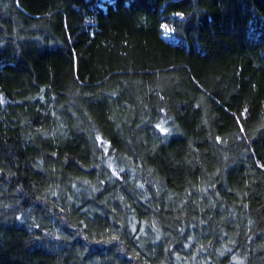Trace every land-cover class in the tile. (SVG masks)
I'll use <instances>...</instances> for the list:
<instances>
[{"label": "trees", "instance_id": "1", "mask_svg": "<svg viewBox=\"0 0 264 264\" xmlns=\"http://www.w3.org/2000/svg\"><path fill=\"white\" fill-rule=\"evenodd\" d=\"M0 264H264V0H0Z\"/></svg>", "mask_w": 264, "mask_h": 264}, {"label": "snow or ice", "instance_id": "2", "mask_svg": "<svg viewBox=\"0 0 264 264\" xmlns=\"http://www.w3.org/2000/svg\"><path fill=\"white\" fill-rule=\"evenodd\" d=\"M175 15L182 16L183 14L182 13H176ZM162 27H163V29H164L165 32L171 31V29H169L167 25H163ZM157 127H159L160 128V131L163 132V133L168 132V129L163 128L160 125H157ZM97 139L99 140L100 138L97 137ZM109 166L111 167V165H109ZM121 171H123V169H121ZM114 175H115V173H114ZM141 187H142V185H141Z\"/></svg>", "mask_w": 264, "mask_h": 264}]
</instances>
